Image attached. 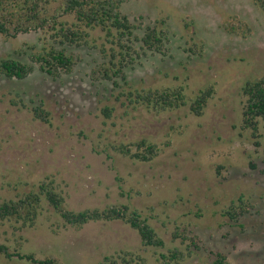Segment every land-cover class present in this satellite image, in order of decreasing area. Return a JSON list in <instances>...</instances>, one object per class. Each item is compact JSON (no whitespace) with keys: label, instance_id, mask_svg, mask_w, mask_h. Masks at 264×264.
<instances>
[{"label":"rangeland","instance_id":"rangeland-1","mask_svg":"<svg viewBox=\"0 0 264 264\" xmlns=\"http://www.w3.org/2000/svg\"><path fill=\"white\" fill-rule=\"evenodd\" d=\"M122 9L139 26L133 38L139 56L133 54L119 87L94 74L112 48L119 50L100 29L90 31L82 47L60 46L41 31L16 39L0 34V60L32 63L31 52L52 45L79 59L72 73L57 79L37 65L25 80L0 75V202L37 192L50 178L69 210L127 205L148 219L165 247L144 246L120 220L64 225L46 202L34 227L0 222V245L63 264L121 262L124 253L160 264L173 249L191 252L183 264H211L213 252L225 253L231 264H264V120L256 133L244 127L242 91L247 81L264 77V12L252 0H128ZM233 17L250 25L247 37L224 30ZM149 26L168 32L167 55L141 49ZM209 86L215 91L201 117L189 105L164 112L134 107L126 93L182 88L190 104ZM42 104L49 123L35 117ZM105 108L113 110L110 119ZM143 139L160 150L148 163L112 147ZM240 200L253 207L235 224L226 211ZM179 227L198 237L200 249L174 238Z\"/></svg>","mask_w":264,"mask_h":264},{"label":"trees","instance_id":"trees-1","mask_svg":"<svg viewBox=\"0 0 264 264\" xmlns=\"http://www.w3.org/2000/svg\"><path fill=\"white\" fill-rule=\"evenodd\" d=\"M126 2L128 0H0V34L8 39H16L21 34L41 31L60 46L82 47L88 45L90 31L100 29L106 33L108 41L117 45L119 50L112 48L109 62L102 64L100 70H96L94 74H100L104 79L113 81L118 86L119 80H127L126 68L136 61L133 54L139 56L133 41L135 31L139 26L132 23L130 17L123 13L122 8ZM252 3L264 12V0H252ZM66 16L74 17V21L64 20ZM223 28L229 34L242 37H247L252 31L250 25L238 17L226 20ZM167 39L168 32L149 26L141 39L143 43L141 49L167 55ZM30 59L32 63L12 58L0 60V75L10 80H25L34 72V65H37L42 73L57 79L63 73H72L79 62L74 54L54 45L44 48L41 52H31ZM214 91V87L209 86L190 104L182 88L130 90L126 93L134 107L144 106L152 111L164 112L189 105L192 113L201 117ZM242 91L246 97L243 125L246 129H251L256 133L259 119L264 120V77L247 81ZM120 96L126 97L125 92H120ZM103 112L107 119L112 117L111 108H105ZM34 113L37 119L45 123L50 122L51 114L44 109L43 104L34 108ZM112 147L124 157L144 163L153 161L160 152L159 146L147 139L129 145L121 144ZM43 202L55 210L64 225L82 229L92 222L120 220L138 232L144 246L165 247L163 239L148 219L143 218L138 211L132 210L127 205H111L103 210L87 209L81 212L69 210L63 193L58 190V186L50 178H46L39 185L37 192L24 194L18 200L0 202V222L14 220L22 223L23 228L34 227L44 208ZM248 206L253 207L251 203L240 200L239 204H233L226 214L235 224H239L241 218L249 213ZM179 237L192 241L193 246L200 249L198 237L191 230L185 228L182 232L180 227L177 228L174 238ZM190 255L191 252L185 253L179 249H173L168 254L161 255L160 264H183ZM212 255L215 259L211 264H231L228 256L223 252H213ZM15 258L31 264H63L55 258L42 260L38 259L35 254L12 251L8 246L0 245V264L3 259L13 260ZM119 259L121 262L114 257H107L101 264L146 263L144 258L134 256L132 253H124L123 256H119Z\"/></svg>","mask_w":264,"mask_h":264}]
</instances>
